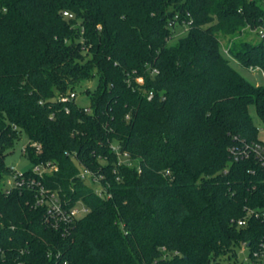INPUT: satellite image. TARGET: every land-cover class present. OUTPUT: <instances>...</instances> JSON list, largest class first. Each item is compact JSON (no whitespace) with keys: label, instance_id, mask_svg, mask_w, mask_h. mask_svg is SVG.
I'll return each mask as SVG.
<instances>
[{"label":"trees","instance_id":"trees-1","mask_svg":"<svg viewBox=\"0 0 264 264\" xmlns=\"http://www.w3.org/2000/svg\"><path fill=\"white\" fill-rule=\"evenodd\" d=\"M263 22L264 0H0V264H246L238 247L264 243V167L231 149L264 143L250 111L264 122V84L234 62L264 71L245 30ZM94 79L89 107L59 100ZM23 135L33 166L58 168L46 191L90 209L69 230L36 188L4 191Z\"/></svg>","mask_w":264,"mask_h":264},{"label":"built area","instance_id":"built-area-1","mask_svg":"<svg viewBox=\"0 0 264 264\" xmlns=\"http://www.w3.org/2000/svg\"><path fill=\"white\" fill-rule=\"evenodd\" d=\"M64 15L71 16L68 12H64ZM245 30L253 33L259 39H264V22L255 27L248 26ZM223 51L226 54H229L227 48H224ZM248 71H250L251 73L259 72L262 78L261 84H264V71L262 69L258 67H251ZM140 80L143 82L142 79H138V81ZM152 97L153 94L151 93L149 99H151ZM76 98L77 94L75 92H71L67 95L60 96L59 100L62 103H68L70 100ZM32 146L38 153L41 152L40 144L34 143ZM26 147L27 146H25L22 150L24 154L26 153ZM112 149L117 153L120 163L127 161V159L129 158L127 153H121L119 146L115 147L113 145ZM231 153L234 156L235 160L249 158L251 155H254L260 162V164L264 167V143L255 142L247 144L243 149L232 148ZM9 168L10 173L3 181L4 191L6 193H10L16 188H36L38 191L37 205L47 206L48 214L54 227L59 228L64 226L69 230L73 227L72 225L76 220L83 218L90 212L89 207L86 206L82 201H78L75 205H69L68 202L61 200L59 193H50L49 191H46V189L41 185V182L38 178L44 176L45 174L57 171L58 168L55 164H52L50 162L34 165L32 168V172L34 173V175L31 177H26L24 172H17L14 167ZM79 177L85 183L88 180L92 185H95L97 188H94V190L96 194L99 195V197H111V194L102 184V175H99L89 168L83 167L79 173ZM245 223L246 220H239L238 222L239 226H243L245 225ZM244 262L246 264H264V243L261 244V248L258 251H255L253 253L252 258L247 254V258Z\"/></svg>","mask_w":264,"mask_h":264},{"label":"rangeland","instance_id":"rangeland-1","mask_svg":"<svg viewBox=\"0 0 264 264\" xmlns=\"http://www.w3.org/2000/svg\"><path fill=\"white\" fill-rule=\"evenodd\" d=\"M253 39H258L256 35L252 36ZM228 39H223V49L227 48ZM234 64L237 66V68L240 70V72L250 81H252L255 84H261L262 78L259 72L251 73L250 71L240 67L237 63L234 62ZM140 79V78H139ZM97 79H94L92 81H87L81 84L79 88H77L76 94V102L81 107H89L90 106V98L89 96L84 92L86 88H93L96 85ZM139 82H142L141 80ZM251 115L254 120V124L259 130V139L264 142V122H262L259 117L257 116L256 110L254 106L250 107ZM29 144V140L27 136L23 135L19 140L15 142L14 149L11 151V153L8 154L6 157V164L9 167H14L17 172H28L33 168V163L31 160L23 153V148ZM115 147H118V145L115 143ZM88 185H90L93 188H97L95 185H92L88 180L86 181ZM238 258L241 261H245L247 258L248 251L247 249L242 245L238 247Z\"/></svg>","mask_w":264,"mask_h":264}]
</instances>
